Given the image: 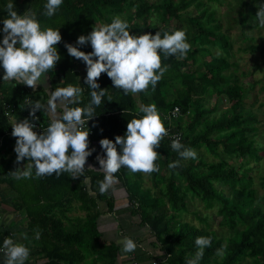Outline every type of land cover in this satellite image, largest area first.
Instances as JSON below:
<instances>
[{"label": "trees", "instance_id": "1", "mask_svg": "<svg viewBox=\"0 0 264 264\" xmlns=\"http://www.w3.org/2000/svg\"><path fill=\"white\" fill-rule=\"evenodd\" d=\"M9 2L14 3L18 15L29 9L34 12L42 29H59L62 41L56 45L61 59L45 77L48 88L37 86L34 91L22 84L5 83L4 70L0 67V166L7 164V168L16 165L13 158L16 138L11 135L12 124L4 116L1 103L15 105L12 118L20 122L32 119L27 115L31 110L29 101L46 104L49 99L46 90L54 91L68 84L83 88L80 103L69 107H84L91 100V89L84 83L86 65L69 56L65 43L77 46L78 37L88 35L96 24H110L113 17L120 16L129 24L131 35L183 29L191 45L184 58L162 55V67L169 66L167 72L154 91L150 86L147 93H137L136 100L133 94L125 95L123 90L116 89L106 73L101 74L97 83L107 92L101 105L95 108V116L85 125L91 132L89 148H95V152L87 158L84 176L75 180L68 173L36 177L33 170L32 178L21 179L29 183L28 189L24 185L20 187L17 180L8 179L7 183L26 210L30 229L35 237L40 233L35 240L37 255L46 260L45 264H86L90 258L92 264H114L117 256L123 255L121 248L102 241L97 229V219L106 212L138 215L140 223L149 227L150 235L164 250L159 256H167L163 264H186L196 250L195 239L199 236L212 240L199 264H264V172L260 174L256 167L264 148L256 140V116L245 108V97L250 90L258 85L264 91V73L261 79L254 80L252 77L261 65L253 62L249 69L241 70L231 60L236 53L233 52L235 44H240L237 53L264 60V28L255 17L264 0H237L236 17L226 30H222L215 7L208 6L219 0H160L159 3L63 0L52 17L44 15L47 0H0V41ZM192 6L197 10L195 15L189 11ZM131 9L133 13H129ZM155 16L163 25H157ZM173 21L177 22L176 26L170 24ZM233 28H236L234 35L229 32ZM79 50L92 52L90 43L79 46ZM238 68L240 71L236 73ZM242 79L251 83L246 84ZM219 97L229 103L223 109ZM152 103L156 104L170 134L180 133L181 143L196 152L204 151L210 159L197 155V159L181 160L179 168L169 169V163L179 157L170 147L171 138L165 136L155 149L161 156L156 161L160 170L147 174L152 188L159 192L154 196L152 189L143 188L144 173L132 174L127 168H121L115 175L128 206L115 209L111 190L105 194L99 192L97 182L103 180V173L99 171L96 156L104 155L99 141L107 138L114 142L117 135L124 136L128 121L141 118V106ZM174 107L179 108L180 115L165 120ZM36 114L37 122L47 128L51 116L45 110ZM23 162L27 163V158ZM89 166L95 170L87 171ZM255 172L258 173L256 182L252 176ZM256 190L263 193L258 198ZM196 200L202 205L200 210L189 211L188 205ZM99 202L106 205L104 212L99 210ZM151 208L158 211L153 218L148 212ZM75 209L84 212V216H69ZM212 210L220 217L218 226L226 230L222 236L210 227ZM187 214L198 226L186 220L176 221ZM142 240L137 239L136 244ZM221 246H224V255L217 256Z\"/></svg>", "mask_w": 264, "mask_h": 264}, {"label": "clouds", "instance_id": "2", "mask_svg": "<svg viewBox=\"0 0 264 264\" xmlns=\"http://www.w3.org/2000/svg\"><path fill=\"white\" fill-rule=\"evenodd\" d=\"M62 3L63 0H47L44 15L52 17ZM14 8L13 2L7 4V17L2 21V79L5 83L22 84L35 91L38 84H41L42 77H46L48 71L54 69L61 59L56 45L62 41V36L59 29H42L36 14L30 9L18 15ZM255 17L259 26L264 28V5L258 6ZM129 28L126 20L115 16L110 24L94 26L88 35L79 36L77 46L65 43L69 56L86 65L84 83L91 89V100L84 107H69L80 103L83 88L68 84L66 87H57L54 91L47 90V105L29 101L32 119L25 118L20 122L16 120L11 127V135L16 138L15 163L20 164L26 158L28 162L9 175L15 179H28L32 178L35 170L36 177L68 173L75 180L84 176L87 158L95 152V148H89L91 133L88 127L85 129V125L95 116V108L101 105L107 92V89H101L97 83L101 74L106 73L113 86L123 90L125 95L147 93L150 86L152 91L155 90L168 70L169 66L162 67V55L164 58H184L191 50L186 30L131 35ZM89 43L92 52L79 50V46ZM58 108L62 112L57 113ZM41 110L50 112L52 119L47 129L38 134L34 130L36 124L33 121L37 119L36 112ZM140 111L143 116L128 121L124 136L117 135L114 142L107 138L99 141L104 153L96 156L99 171L103 173V180L97 182L100 194H105L118 184L115 174L121 168H127L132 174H151L160 170L156 161L161 156L155 149L168 136V130L155 103L142 105ZM170 147L178 154L179 159L169 163V169L179 168L181 160L197 159V152L181 143L179 137L172 139ZM88 170L95 169L89 166ZM39 236L40 233L37 232L36 238ZM118 243L122 245L121 252L125 254L134 252L138 247L130 237H124ZM211 243V237H197L196 250L186 260V264H199L204 250ZM0 253H3V264H26L30 249L11 237H6ZM216 255H224V246L217 249ZM164 257L161 264L167 260V256Z\"/></svg>", "mask_w": 264, "mask_h": 264}, {"label": "crops", "instance_id": "3", "mask_svg": "<svg viewBox=\"0 0 264 264\" xmlns=\"http://www.w3.org/2000/svg\"><path fill=\"white\" fill-rule=\"evenodd\" d=\"M47 101L45 105H47ZM60 112H62V109L58 108L57 113ZM47 114L51 116L48 111ZM50 118L52 119V116ZM15 157L16 154L13 155V158ZM1 164L2 163H0V165ZM25 164L27 163L23 162L14 166H9L8 168L7 164L0 166V244L3 243L6 237H11L17 243L24 244L30 249V256L26 264H45L46 260H43L37 255L36 237L28 224L26 210L21 207L18 195L7 183L8 179L21 182V179H15L9 175V173L15 171L16 168H23ZM110 190L112 191H110V193H112L114 201L118 198L121 199V201H118V205L117 202H115V209L126 208L128 206V200L121 186L116 184ZM103 205L105 206L104 209ZM98 207L99 210L103 212L107 209L103 202H99ZM97 229L102 241L111 242L119 248H121L122 245H120L118 241L122 240L124 237H130L135 242L139 238L143 239L140 244H137L138 247L136 251L127 254L123 253V255L117 256L114 264H128V259L133 254L144 259H156L163 254L159 248L154 247L155 238L150 235L149 227L143 226L140 223L139 216L133 215L131 212H124L121 214L106 212L97 219ZM25 236H27L26 239ZM158 245L159 243H157V246ZM92 260L93 259L90 258L87 260L86 264H92ZM0 264H3L2 253H0ZM97 264H100V262H97Z\"/></svg>", "mask_w": 264, "mask_h": 264}, {"label": "rangeland", "instance_id": "4", "mask_svg": "<svg viewBox=\"0 0 264 264\" xmlns=\"http://www.w3.org/2000/svg\"><path fill=\"white\" fill-rule=\"evenodd\" d=\"M146 1L152 2V3H159L160 0H146ZM236 1L237 0H219V2H216V3L208 5L210 8L215 7L216 17L218 18L219 22L223 26L222 30H226L227 27L229 26V24H231L232 19L234 17H236L235 13H234V10H235L234 4H235ZM243 1L245 2V0H243ZM189 11L191 13H193L194 15L197 13V10L195 11L193 6L190 7ZM129 13H133V10L131 9L129 11ZM155 21L157 22L158 26L163 25V23L160 22V18L158 16H155ZM170 24L176 26L177 22L173 21ZM96 25H97V27H99L98 24H96ZM235 29L236 28L230 29L229 30L230 34L234 35L236 33V32H234ZM239 46H240V44L233 45V49H234L233 52H236V53L233 54V58L231 59L232 62L233 61L237 62L239 64V68H241V70L249 69L251 66H253V62H256V64L261 65V68L254 74V76L252 78L254 80L261 79L262 75L264 73V64H262V62L264 60H260L258 57L257 58H251L250 56H248L246 54L237 53V49L239 48ZM239 68H238V70H235L236 73H239V71H240ZM182 71H185V69H183ZM44 80H45V82H44ZM242 81L244 83H246V84L247 83H251L250 81H244L243 79H242ZM43 82H44L43 85L46 88H48L49 85L47 84L45 77H42L41 84H38V86L41 87ZM259 88L260 87L257 85V86L254 87L253 90H250L248 92L247 96L245 97L246 98L245 99V108L246 109H250L252 111V113L256 116L255 126L258 128L257 135H256V140H258L263 145V148H264V91H260ZM46 92H48V91L46 90ZM133 96H134V99L136 100L137 99V95L133 94ZM214 98H215V96H213V99ZM210 100H211V98L209 99V101ZM218 100L220 102V106H221L220 108H222V109H223L224 106L226 107V105L229 104L228 102H225L224 98L222 99L221 97H219ZM259 104H262V105H259ZM137 105H139V102H138ZM207 106H208V103L206 102L205 103V107H207ZM14 122H16V121H11V124H13ZM183 126H185V123L183 124ZM197 154L205 157V159H207L208 161L210 159V158H206V157H209V156L202 150L197 152ZM15 159H16V157H15ZM233 163L236 164V160H234ZM256 167L258 168V171H260V174L262 172H264V153L262 155L260 163L256 164ZM252 176L254 177V181L256 182L258 180V173L255 172V173H253ZM19 185L22 188H23V185H24L26 187V189H28L29 183L25 180V181H21L19 183ZM143 188L152 189L153 192H154V196H155V194L157 192H159L158 190H154L152 188L151 181H149V177L145 173H144V177H143ZM143 190L146 192L145 189H143ZM256 192H257V194H256L257 198L260 195L263 194L262 191H260V190H256ZM118 201H121V199L118 198L115 201V202H117V205L119 204ZM201 206H202L201 203L196 200V201H193L192 203H190L188 205V210L189 211L200 210ZM104 208H105V206L103 205V209ZM148 212H149L150 218H153L155 215H157L158 211L153 209V208H151V209H148ZM68 215L69 216H80V217H83L84 216V212L76 210V211H74V213H71V214H68ZM211 216H212V219L210 220L211 229L215 230V232H217V234H219L221 236L226 234L225 228H220L218 226V222L220 221V217L215 215L213 213V210L211 212ZM184 220L192 222L194 226H198V224H197L198 222L195 219L193 220V217L190 214L183 215V217L178 218V220H176V221H179L181 223V222H184ZM114 223H115V221H114ZM154 242H155V246L154 247H157V248H159L160 251L164 252V250L161 248V245L157 246V240L156 239H155Z\"/></svg>", "mask_w": 264, "mask_h": 264}, {"label": "built area", "instance_id": "5", "mask_svg": "<svg viewBox=\"0 0 264 264\" xmlns=\"http://www.w3.org/2000/svg\"><path fill=\"white\" fill-rule=\"evenodd\" d=\"M25 102H27V100H25ZM2 111L4 113V116L8 119V121H16L15 119L12 118V110L16 109L15 105H7L5 103H2ZM30 112L31 110L29 109L27 111V115L30 116ZM180 115V111L178 107H174L173 110L170 112V114L165 118V120H171L174 118H177ZM31 117V116H30ZM37 117V114H36ZM39 117H37V119L35 121H33L36 124V128L34 129L38 134H42L43 131H45L47 128L43 127L39 122H37ZM168 130V137L171 138V142L172 139L179 137V139H181V134L180 133H174L171 132L172 134H170L169 132V127L165 126ZM91 133V132H90ZM3 247V243L0 244V248ZM3 254V253H2ZM165 257H158L156 259H144V258H139V256L136 258V255H131L129 257L130 263L129 264H161L162 261H164Z\"/></svg>", "mask_w": 264, "mask_h": 264}]
</instances>
